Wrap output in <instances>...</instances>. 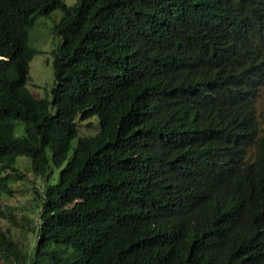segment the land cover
<instances>
[{
	"label": "trees",
	"instance_id": "1",
	"mask_svg": "<svg viewBox=\"0 0 264 264\" xmlns=\"http://www.w3.org/2000/svg\"><path fill=\"white\" fill-rule=\"evenodd\" d=\"M225 1L0 0V194L20 155L40 179L35 233L0 226V264H264V52L217 62ZM53 9L36 97L28 33Z\"/></svg>",
	"mask_w": 264,
	"mask_h": 264
},
{
	"label": "rangeland",
	"instance_id": "2",
	"mask_svg": "<svg viewBox=\"0 0 264 264\" xmlns=\"http://www.w3.org/2000/svg\"><path fill=\"white\" fill-rule=\"evenodd\" d=\"M64 1L67 4H73L76 0ZM59 16L60 10L53 9L47 15L34 18L29 29L28 42L36 49V52L28 62L29 78L26 87L36 97H50V90L55 83L51 49L58 44L60 37L54 34L52 28ZM256 107L258 110L264 109V86L260 88L256 99ZM76 122L78 132L81 134L90 135L97 131L98 121L96 115L84 119L76 117ZM28 165V157L24 155L17 157V171L23 173V178L10 182V187L13 190L11 195L0 194V204L7 207L14 216V221L0 216V226L7 228L13 239L23 240L24 242H27L31 235L35 233V231L30 230L31 225L35 223L33 220L36 215L32 210V206H34L32 198L35 197L32 185L40 181L38 177L31 174ZM25 227H29V231Z\"/></svg>",
	"mask_w": 264,
	"mask_h": 264
},
{
	"label": "clouds",
	"instance_id": "3",
	"mask_svg": "<svg viewBox=\"0 0 264 264\" xmlns=\"http://www.w3.org/2000/svg\"><path fill=\"white\" fill-rule=\"evenodd\" d=\"M220 10V24L214 36H210V40L219 46L218 63L225 65L232 59L245 57L250 51L264 52V0H228L220 3ZM262 86L264 79L254 100L257 114L261 110L256 107V99ZM225 124L232 129L230 114L226 116Z\"/></svg>",
	"mask_w": 264,
	"mask_h": 264
}]
</instances>
